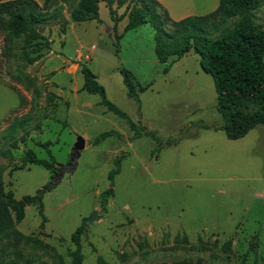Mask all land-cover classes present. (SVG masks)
Returning <instances> with one entry per match:
<instances>
[{"label": "rangeland", "instance_id": "374dc122", "mask_svg": "<svg viewBox=\"0 0 264 264\" xmlns=\"http://www.w3.org/2000/svg\"><path fill=\"white\" fill-rule=\"evenodd\" d=\"M115 4L116 15L122 14L125 5ZM99 11L102 19L108 18L102 4ZM68 12L66 5L65 22ZM252 13L253 21L264 26V0ZM235 21L230 19L226 26ZM63 26L57 19L38 26L48 44L40 46V56L30 63L20 50L23 36L6 43L0 32L4 189L15 198L42 189L44 218L40 227L36 207L25 206L15 227L33 241H19L15 247L3 244L0 264L12 259L15 251L20 254L18 264L27 260L28 264H69L74 247L69 235L79 225L85 228L81 264H95L97 256L109 264L197 259L203 264H237L244 252V264H264V126L256 125L237 139H227L221 130L202 128L201 124L221 123L212 77L200 69L192 52L170 64L166 72L164 64H153V29L148 23L121 38L114 31L80 38L75 28V35L69 32L60 47ZM163 28L169 36L170 27L164 24ZM48 38L53 40L52 53ZM140 46L147 60L136 62ZM34 49L29 46V57L36 53ZM76 50L82 56L89 53L91 61H83L85 66L97 75L105 97L124 116L96 103L97 93L65 90L54 80L61 77L70 87L76 83H69L62 71L53 80L55 71L48 69V59L55 53L72 58ZM120 57L131 68L124 67L130 72L136 98L126 94L120 75L109 65ZM13 116L29 117L24 141L19 139L21 131L13 138L5 133ZM106 131L107 136L92 142ZM76 136L90 142L71 161ZM26 148L52 167L21 164ZM114 159L118 171L109 180ZM109 186L113 195L101 206L99 193ZM93 210L98 218L85 221ZM229 238L230 244L223 247Z\"/></svg>", "mask_w": 264, "mask_h": 264}, {"label": "trees", "instance_id": "16d2710c", "mask_svg": "<svg viewBox=\"0 0 264 264\" xmlns=\"http://www.w3.org/2000/svg\"><path fill=\"white\" fill-rule=\"evenodd\" d=\"M100 0H0V32L4 34V41L10 42L19 35L23 36L20 50L27 56V62L35 61L39 56L40 46L47 45V39L38 30L40 24L52 19L61 20L62 4L69 6V20L80 22L99 20L98 3ZM262 0H218L216 7L201 15H188L178 20H171L166 11L156 0H105L108 14L113 22L118 18L114 16V7L125 5L126 22L123 31L148 23L153 29L154 54L160 63L164 64L163 71L180 56L192 52L198 56L200 69L210 74L213 80L216 104L215 108L221 117L218 125L201 124L202 128L221 130L227 139H237L244 136L256 125L264 126V26L253 21V9L260 5ZM235 18L230 26L226 23ZM171 29V34H165L163 25ZM64 27V26H63ZM63 27L61 29L63 30ZM119 38V35H116ZM29 46H36L33 56H28ZM115 53L117 49L114 50ZM81 89L88 93L100 95L99 104L107 110L118 115L124 114L112 104L104 93L103 86L95 79V75L85 66L81 65ZM126 94L136 98L133 92V83L130 72L119 67ZM17 78V77H16ZM143 89V88H140ZM28 116H13L4 130L8 137L21 131L19 136L24 141L25 128L28 125ZM130 128L134 125L128 120ZM108 131L99 133L93 143L104 138ZM134 133L132 136H135ZM2 137L5 138L4 134ZM40 144V143H39ZM0 153H4L0 150ZM114 167L107 174L111 180L117 170L118 160L114 159ZM42 164L50 169L52 166L44 159L38 158L35 153L26 148L21 156V164ZM43 190H38L34 195H23L15 198L10 190L4 189L2 169L0 168V250L3 244L15 247L21 241H33L30 236L22 234L15 224L24 216V208L34 205L41 220L39 226L44 224L40 195ZM113 195L109 186L99 193V203L104 206L108 197ZM85 232L83 225L75 227L70 233L69 240L73 249L69 252V264H81V239ZM230 238L222 246L230 244ZM255 246V244H251ZM93 250H95L92 247ZM12 259L1 264H18L20 256L16 251ZM246 252L242 253L237 264H244ZM27 260L25 263L28 264ZM95 264H109L97 256ZM158 264V263H153ZM159 264H203L197 259L194 262L175 261Z\"/></svg>", "mask_w": 264, "mask_h": 264}, {"label": "crops", "instance_id": "0c3cea01", "mask_svg": "<svg viewBox=\"0 0 264 264\" xmlns=\"http://www.w3.org/2000/svg\"><path fill=\"white\" fill-rule=\"evenodd\" d=\"M38 3H41L43 0H35ZM161 6L162 8L166 11L168 17L171 20H178L181 19L185 16L188 15H201V14H205L211 10H213L216 5L218 0H156ZM62 4V8L61 11L63 13L66 12V4L61 3ZM99 4H102L104 6V8H106V11L108 13L107 7L105 6V3L103 1H99L98 3V18L99 20H87V21H80V22H72L70 20H68L67 22H65V26L64 29L61 30L62 32L60 33V36L58 37V39H60V44L62 46H64V39L65 36L71 32L73 35L74 31H72L73 29L77 28L76 30V35H80L81 37L84 36H89V37H101V35H103V33L107 36L110 34L111 31H114L117 35H119V37L121 38L125 33H132V31H136V29L139 27H135L126 31H123V27L125 25L126 22V18L125 16H121V14H117L114 12V16L117 19V21L113 22L110 15L108 14V18L102 19V17L100 16V11H99ZM115 11V9H114ZM65 21L67 19V15L64 16ZM110 27V28H108ZM63 39V40H62ZM77 40L79 38H76ZM48 40L51 42L50 43V53L53 52V50L51 49L52 44H53V40L51 41L50 38H48ZM63 44V45H62ZM153 55H154V60H152L153 64H159L160 62L157 60V58L155 57L154 54V42H152V46H151ZM91 51V50H89ZM191 52H187L186 54L189 55ZM184 54V55H186ZM142 56L144 57V50L142 49V47H136V52H135V60L136 62H140V61H146V57L142 58ZM182 56H180L179 58H177L175 61H173L171 64H175L180 58H182ZM86 60H90L91 61V57L89 55V53L84 54L83 56L81 55L79 50H76V54L71 58V57H64L61 56L59 53H55L54 57H50L48 59L47 64L50 65V67L48 68L49 70H54L55 73L53 74V80L55 79V75L57 73H60L59 71H62L61 73H63V75H65L67 77V81L69 83H71L72 81H74L76 84L75 86H68L65 82H63V80L60 78L55 79L54 81H59L61 84V87H64L65 90H68V92L73 93V94H78L80 93L83 89H81V85H82V75L80 73V67L81 65H86L84 62ZM132 60V59H131ZM84 61V62H83ZM163 64V63H162ZM111 66V69L114 70V72L116 73L115 75H120V79L122 81V77L121 74L119 73V67H126L128 69L131 70V68L129 67L128 63L126 62L125 58H118V62H112L109 64ZM164 67V65H163ZM163 70V68H162ZM167 71V69H166ZM165 71V72H166ZM95 75V79H97V75L95 73H93ZM101 75L103 76V78H105L106 80L108 79V75L105 72H102ZM118 80V78H116ZM66 81V82H67ZM67 82V83H68ZM80 83V85H79ZM103 84V83H102ZM104 85V84H103ZM123 85V82H122ZM124 86V85H123ZM96 103H98V101H96ZM84 139V145L85 143H89L90 139L87 137H83ZM99 216V215H98ZM159 264V263H158Z\"/></svg>", "mask_w": 264, "mask_h": 264}, {"label": "water", "instance_id": "95a60500", "mask_svg": "<svg viewBox=\"0 0 264 264\" xmlns=\"http://www.w3.org/2000/svg\"><path fill=\"white\" fill-rule=\"evenodd\" d=\"M83 146H84L83 137L82 136H76L75 140L72 144V147H71V153H70L71 161H73L79 155V151L83 148ZM97 218H98L97 212H96V210H93L85 218V221H93L94 219H97Z\"/></svg>", "mask_w": 264, "mask_h": 264}]
</instances>
